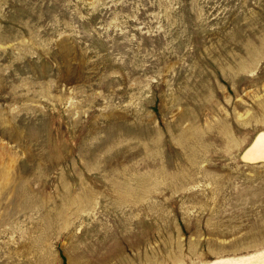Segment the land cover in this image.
I'll list each match as a JSON object with an SVG mask.
<instances>
[{
  "label": "rangeland",
  "instance_id": "374dc122",
  "mask_svg": "<svg viewBox=\"0 0 264 264\" xmlns=\"http://www.w3.org/2000/svg\"><path fill=\"white\" fill-rule=\"evenodd\" d=\"M264 0H0V264H264Z\"/></svg>",
  "mask_w": 264,
  "mask_h": 264
},
{
  "label": "bare ground",
  "instance_id": "6f19581e",
  "mask_svg": "<svg viewBox=\"0 0 264 264\" xmlns=\"http://www.w3.org/2000/svg\"><path fill=\"white\" fill-rule=\"evenodd\" d=\"M243 158L252 161H264V131L259 133L252 145L247 149L244 153ZM256 259H243L239 261H233L230 259L227 260H218L213 262L212 264H256Z\"/></svg>",
  "mask_w": 264,
  "mask_h": 264
}]
</instances>
